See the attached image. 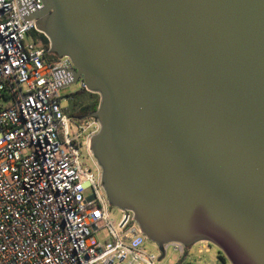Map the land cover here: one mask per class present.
I'll list each match as a JSON object with an SVG mask.
<instances>
[{"label": "water", "instance_id": "95a60500", "mask_svg": "<svg viewBox=\"0 0 264 264\" xmlns=\"http://www.w3.org/2000/svg\"><path fill=\"white\" fill-rule=\"evenodd\" d=\"M40 1L17 4L72 64L58 90L100 98L109 204L161 251L205 241L264 264V0Z\"/></svg>", "mask_w": 264, "mask_h": 264}, {"label": "built area", "instance_id": "2783aa9c", "mask_svg": "<svg viewBox=\"0 0 264 264\" xmlns=\"http://www.w3.org/2000/svg\"><path fill=\"white\" fill-rule=\"evenodd\" d=\"M42 35L17 0H0V264H162L169 251L182 264L191 249L208 252L205 241L166 243L161 251L133 213L112 209L101 172L81 161L83 147L91 155L92 136L81 141L80 132L99 124L63 108L56 72L72 64L49 61Z\"/></svg>", "mask_w": 264, "mask_h": 264}, {"label": "rangeland", "instance_id": "374dc122", "mask_svg": "<svg viewBox=\"0 0 264 264\" xmlns=\"http://www.w3.org/2000/svg\"><path fill=\"white\" fill-rule=\"evenodd\" d=\"M39 37H40V39H42L41 36H39ZM81 92H82L81 81L77 82L76 84H74L72 86L66 87L65 89L59 91L60 96L63 98L62 106H63V108L66 109V111L69 114L74 113L76 111V109L79 108V107L78 108H74L73 107V103L70 101L71 96H73V95H75L77 93H81ZM84 95H86V93ZM95 98L96 97H94L93 99L96 100ZM77 100H81V98H79ZM75 126H76V124H75ZM80 133H81V136H80L81 137V141L85 140L88 137V134H86L85 132L84 133L80 132ZM81 161H82V163L84 165H86L90 169H92L97 175L100 173L99 172L100 171L99 167L96 164V160L94 159V157L92 155H90L88 153V151H87V149L85 147H83L81 149ZM112 209L117 211V208H115V207H112ZM119 215L120 214H118V212H115V216L114 217L118 220L119 219ZM106 236H107V233L104 230H100L97 233V239L99 241H103V239H105ZM147 247H148L149 250H151L153 252H156V250L154 249V247L152 246L151 243H148ZM208 248H209V251L208 252H204L201 255L197 254L196 251L191 249L188 259L186 260V262H184L182 264H230V262L226 259L224 254L221 251H219L218 248H216L215 246H213L211 244H209ZM162 264H175V256L173 254H171V252L169 251L166 254V256L163 258Z\"/></svg>", "mask_w": 264, "mask_h": 264}, {"label": "trees", "instance_id": "16d2710c", "mask_svg": "<svg viewBox=\"0 0 264 264\" xmlns=\"http://www.w3.org/2000/svg\"><path fill=\"white\" fill-rule=\"evenodd\" d=\"M42 37V39H43V43H44V45H45V47H46V49H48V40H47V38L44 36V35H42L41 36ZM47 59L49 60V61H52V62H54V61H57L58 60V58L55 56V55H53V54H51V55H49V56H47ZM85 93H87L86 91H84V90H82V92L81 93H77V94H75V96H77L78 98H81ZM95 101L91 104V105H89V106H85V107H81V105H76V107H81V109H78V110H76L75 112H77L76 114V116H72L71 115V117H73V118H77V117H79L80 118V116L81 117H89V115H91L92 113H94V112H96V110H97V108H98V106H99V102H100V100H99V97L97 96V95H95ZM85 112V113H84Z\"/></svg>", "mask_w": 264, "mask_h": 264}, {"label": "crops", "instance_id": "0c3cea01", "mask_svg": "<svg viewBox=\"0 0 264 264\" xmlns=\"http://www.w3.org/2000/svg\"><path fill=\"white\" fill-rule=\"evenodd\" d=\"M95 94H92V93H86V95H83V97L81 98V100H77V102H80L81 103V107H85V106H89V105H91L95 100L93 99L95 96H94ZM84 102V103H83ZM73 103L75 104L76 103V101H73ZM77 105V104H76ZM79 105V104H78ZM81 107H76V108H78V109H81ZM78 109H76V110H78ZM77 112H74V113H72L71 115L72 116H76L77 114H76ZM91 115H89V117H81L80 116V118L79 117H77V119L79 120V121H87V120H91V121H93V119L90 117ZM76 118V117H75ZM86 132V134H88V135H91V136H93V135H95L97 132H98V127L96 126V125H93V126H91V128H89V130H85Z\"/></svg>", "mask_w": 264, "mask_h": 264}, {"label": "flooded vegetation", "instance_id": "af4514ba", "mask_svg": "<svg viewBox=\"0 0 264 264\" xmlns=\"http://www.w3.org/2000/svg\"><path fill=\"white\" fill-rule=\"evenodd\" d=\"M83 97V96H82ZM81 97V98H82ZM77 99H79L77 96H75V95H73V96H71V98H70V101L73 103V101H76V103L74 104L73 103V107L74 108H76V104H79V105H81V103L80 102H77ZM79 101V100H78Z\"/></svg>", "mask_w": 264, "mask_h": 264}]
</instances>
